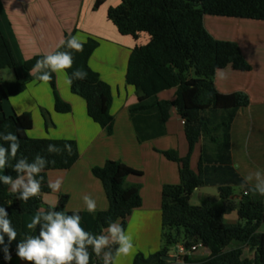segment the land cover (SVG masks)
I'll return each mask as SVG.
<instances>
[{
    "label": "trees",
    "instance_id": "trees-1",
    "mask_svg": "<svg viewBox=\"0 0 264 264\" xmlns=\"http://www.w3.org/2000/svg\"><path fill=\"white\" fill-rule=\"evenodd\" d=\"M99 3V2H98ZM95 5V7L98 5ZM204 16L228 17L264 21V0H120V4L109 7L107 20L123 36L137 39L146 34L149 42L134 48L127 62L126 83L135 89L137 102L129 107V117L133 123L137 141L148 140L142 136L137 121L140 115L154 113L161 125L168 119V112L175 108L184 122V133L188 144V153L179 157L174 150L164 151L162 155L179 166V184L165 186L162 189V231L164 248L148 257L137 254L133 264H264V234L257 233L264 220V203L254 202L242 195L238 203L230 200L229 187H219L218 200L205 198L201 207L190 204L196 189L206 186L201 170L195 174L190 169V156L200 134L210 138L216 144L222 143L227 149V132L236 111L249 105V98L244 92L220 94L214 86L215 69L231 67L235 71L250 72L252 66L245 59L236 42L217 40L205 29ZM76 31L66 34L74 36ZM82 52H75L61 46L56 51H72L73 67L67 69L71 75L76 69H83L87 77L74 80L70 86L73 94L86 103L89 118L96 123L107 136L112 135L113 118L109 113L112 103L109 85L99 79L88 64L89 58L98 46V41L88 37ZM44 55H35L24 61V70H30L36 61ZM10 69L15 72V60L10 44L0 31V70ZM48 85L53 93L55 111L60 114L70 113V106L63 102L56 89V76L52 73ZM30 80L42 82L32 75ZM26 81L17 77L12 83L0 82V144L8 147L2 135L9 132L17 135L20 148L17 158L26 157L31 162L39 154L49 163L41 172V193L27 202L18 199L19 193L9 191L10 186L0 182V207L6 208L13 227L17 231L16 240L0 245V262L10 264L3 251L8 246L10 254L17 249V244L26 235H36L29 230V223L41 209V195L49 194L47 173L51 171H67L78 160L77 146L73 140L31 139L27 130L32 121L28 113L6 116L2 110V102L8 96H16L25 90ZM175 89L173 101H158L157 94L165 90ZM220 135V137H217ZM49 144L63 149L70 144L72 151L50 154ZM16 160L9 159L5 175L16 177L13 170ZM199 168V167H198ZM92 175L103 187L108 201L105 211L77 212L81 216L84 229L93 235H99L110 222L120 220L125 229L126 218L141 206L140 185L127 184L126 178L131 175L140 176L134 170L119 161L107 160L102 167H94ZM40 177H37L38 179ZM61 206L64 201H61ZM45 207L44 210H48ZM63 211L62 208L55 209ZM237 222L226 223L224 217L234 212ZM65 212V211H63ZM73 214L72 212H65ZM173 229L175 235L170 231ZM177 235L183 236V245L191 247L201 244L208 249L207 257L192 258L185 256L181 263H169L162 260L168 254L170 246L178 242ZM241 244V245H240ZM235 245V247H234ZM254 250V259L242 258V246ZM230 247V248H229ZM115 246L113 247L114 251ZM91 253V249H89ZM90 264H103V260L94 253Z\"/></svg>",
    "mask_w": 264,
    "mask_h": 264
},
{
    "label": "crops",
    "instance_id": "crops-1",
    "mask_svg": "<svg viewBox=\"0 0 264 264\" xmlns=\"http://www.w3.org/2000/svg\"><path fill=\"white\" fill-rule=\"evenodd\" d=\"M119 4L120 0H0V31L8 40L15 60V72L0 70V82L12 83L16 77L26 81L22 93L3 100L2 110L6 116L30 114L32 126L26 132L29 138L73 140L77 146L79 158L69 170L47 173L48 182L60 177L63 183L59 192L51 190L49 194L41 195V209L56 204V209L62 208L65 212H84L87 209L83 197L90 195L97 203L96 211H105L108 201L101 182L91 173L92 168L102 167L107 160H111L141 172L140 176L126 178L127 184L140 185L141 206L126 218L125 226V231L133 237L134 251L116 260V264H133L137 254L146 258L165 246L161 194L163 187L179 184V166L168 161L162 152L174 150L179 157H185L188 144L183 120L175 108L169 110L168 119L163 125L152 112L140 115L138 128L148 140L142 143L137 141L128 113L129 107L136 104L137 97L134 87L126 83V69L131 51L146 45L149 37L146 34L139 35L137 39L123 36L107 20L108 8ZM73 31H76L74 36L82 42L88 37L98 41L88 64L111 89V136H107L89 118L85 101L73 94L65 82V72L55 73L59 97L70 106V113L60 114L55 111L54 97L48 83L30 80L32 75L24 70L25 60L55 52L65 35ZM228 68L233 72L249 73L235 71L231 67L223 70ZM214 86L224 95L246 93L249 105L236 111L227 132V149L222 147L223 142L216 144L200 134L190 156V169L198 174L201 163L206 186L195 190L190 204L195 194H199L197 207L202 206L205 198L218 200L219 187L230 188L233 203L241 200L243 192H247L249 200L264 203V196L251 190L254 181L245 184L247 175L264 171V97L253 100L247 90L229 88L218 82L216 73ZM175 91L165 90L156 97L158 101H173ZM4 175L5 169H0V177ZM62 200L64 204L61 206ZM224 219L226 221V216ZM116 222L120 223V220ZM235 222L237 220L227 223ZM257 233L264 234V220ZM199 252L200 257L209 255L208 249ZM10 264L28 262L20 260L15 252Z\"/></svg>",
    "mask_w": 264,
    "mask_h": 264
},
{
    "label": "clouds",
    "instance_id": "clouds-1",
    "mask_svg": "<svg viewBox=\"0 0 264 264\" xmlns=\"http://www.w3.org/2000/svg\"><path fill=\"white\" fill-rule=\"evenodd\" d=\"M61 46H66L67 49L75 52L84 50V43L77 36H69L62 41ZM72 51H55L44 55L42 59L36 61L30 70V75H35L40 81L48 82L52 79V73L63 71L66 76L65 82L69 86L74 80L85 79L87 72L83 69H76L71 75L66 72L73 67ZM215 73L218 79H227V73L223 69L217 68ZM2 139L8 142V147L0 144V169L8 166L10 158L14 159L16 163L13 165V170L17 175L15 178L4 175L0 177V182L9 185V191L19 193L18 199L25 202L39 196L43 179L40 174L49 161L39 154L31 162L26 157L16 159L20 148L17 135L9 132L3 134ZM47 151L50 154H59L62 151L70 154L72 148L70 144H65L63 149L49 144ZM253 181L251 190L264 196V171L258 170L245 177V184ZM62 183V178L58 177L49 180L48 187L54 193L59 192ZM83 200L87 211L95 213L96 201L90 195H85ZM56 207V204H50L48 210H39L27 223V228L32 231H36L39 226V232L36 235H26L17 244L16 255L20 260L27 261L28 264H90L91 254L94 253L97 257H102L103 264H116L117 258L127 257L133 253L135 247L133 237L119 222H110L101 234L93 235L84 229L81 224L82 218L78 213L66 214L55 210ZM5 235L8 243L11 244L17 238V231L6 208L0 207V245L4 244ZM3 251L5 259L10 260L11 254L7 245Z\"/></svg>",
    "mask_w": 264,
    "mask_h": 264
},
{
    "label": "rangeland",
    "instance_id": "rangeland-1",
    "mask_svg": "<svg viewBox=\"0 0 264 264\" xmlns=\"http://www.w3.org/2000/svg\"><path fill=\"white\" fill-rule=\"evenodd\" d=\"M204 25L215 39L236 42L243 56L252 66V71L249 73L233 72L228 68L225 70L227 79H218V82L229 88L247 90L253 100L264 97V21L205 16ZM196 198L199 199V194H195V197L192 198L191 205H199V201ZM236 220L237 216L234 211L226 216L225 222ZM170 233L173 236L175 235L173 229H171ZM177 240L176 244L169 247V254H172L175 246L183 245L184 239L182 235H177ZM242 251V258L253 261L254 250L252 248L244 245L242 246ZM199 253L197 251L191 254L190 257L198 258L200 257Z\"/></svg>",
    "mask_w": 264,
    "mask_h": 264
},
{
    "label": "built area",
    "instance_id": "built-area-1",
    "mask_svg": "<svg viewBox=\"0 0 264 264\" xmlns=\"http://www.w3.org/2000/svg\"><path fill=\"white\" fill-rule=\"evenodd\" d=\"M242 195L246 196L247 192H243ZM202 249H206V248H204L201 244H196V245L188 247V248L185 247L184 245H179V246H175L172 254L168 253V255L171 256V257L176 258L177 262L181 263L185 256H190L191 254H194L197 251H201ZM16 251H17V249H15L11 253V256L13 254H15Z\"/></svg>",
    "mask_w": 264,
    "mask_h": 264
},
{
    "label": "water",
    "instance_id": "water-1",
    "mask_svg": "<svg viewBox=\"0 0 264 264\" xmlns=\"http://www.w3.org/2000/svg\"><path fill=\"white\" fill-rule=\"evenodd\" d=\"M162 260H163V261H166V262H169V263H175V262H177L176 258L171 257V256H169V255H165V256H163V257H162Z\"/></svg>",
    "mask_w": 264,
    "mask_h": 264
}]
</instances>
